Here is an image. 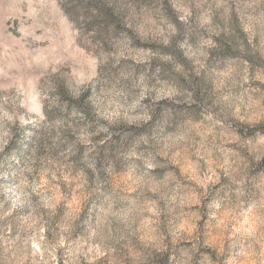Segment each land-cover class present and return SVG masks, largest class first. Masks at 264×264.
I'll return each mask as SVG.
<instances>
[{"label":"clouds","instance_id":"9594fccd","mask_svg":"<svg viewBox=\"0 0 264 264\" xmlns=\"http://www.w3.org/2000/svg\"><path fill=\"white\" fill-rule=\"evenodd\" d=\"M0 264H264V0H0Z\"/></svg>","mask_w":264,"mask_h":264}]
</instances>
